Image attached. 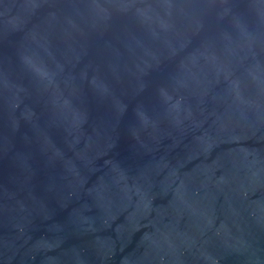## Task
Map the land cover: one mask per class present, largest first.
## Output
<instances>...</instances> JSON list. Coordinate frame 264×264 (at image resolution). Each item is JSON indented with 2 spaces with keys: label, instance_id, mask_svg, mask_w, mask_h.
<instances>
[{
  "label": "water",
  "instance_id": "1",
  "mask_svg": "<svg viewBox=\"0 0 264 264\" xmlns=\"http://www.w3.org/2000/svg\"><path fill=\"white\" fill-rule=\"evenodd\" d=\"M0 264H264V0H0Z\"/></svg>",
  "mask_w": 264,
  "mask_h": 264
}]
</instances>
